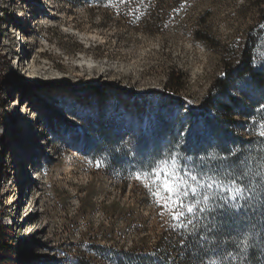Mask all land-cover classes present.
Returning <instances> with one entry per match:
<instances>
[{
    "label": "rangeland",
    "instance_id": "rangeland-1",
    "mask_svg": "<svg viewBox=\"0 0 264 264\" xmlns=\"http://www.w3.org/2000/svg\"><path fill=\"white\" fill-rule=\"evenodd\" d=\"M125 1L0 0V264H72L90 256L93 243L129 247L144 236L151 248L156 234L190 226L207 208L201 191L214 185L210 177L189 179L196 194L186 189L183 200L193 211L178 220L158 206L148 181L135 179L148 169L143 148L162 118L185 124L184 142L194 125L189 107L222 70L220 53L192 37L186 18L209 10L223 52L237 54L252 36L256 70H264V21L247 0H185L150 33L119 20ZM143 9L131 6L127 15ZM17 27L24 49L13 40ZM31 61L63 80L26 78L22 65ZM171 72L185 76L183 105L163 93ZM102 85L100 96L94 88ZM247 88L244 80L229 86ZM100 129L115 137L110 151L94 148ZM172 156L181 165L179 153ZM185 162L180 171L191 176ZM140 224L149 232L135 233Z\"/></svg>",
    "mask_w": 264,
    "mask_h": 264
},
{
    "label": "trees",
    "instance_id": "trees-1",
    "mask_svg": "<svg viewBox=\"0 0 264 264\" xmlns=\"http://www.w3.org/2000/svg\"><path fill=\"white\" fill-rule=\"evenodd\" d=\"M104 7L109 0H91ZM185 0H127L118 12L120 21H129L133 28L154 33L164 24L168 11ZM198 1V0H196ZM250 7L264 21V0H247ZM114 4V3H112ZM144 8L143 16H129L130 7ZM210 15L205 10L194 18H186L194 25L191 35L206 48L221 55L222 70L213 80L206 96L198 106L189 107L194 125L184 142L179 141L185 124L178 119H160L158 130L144 145L147 165L179 153L181 165L188 157L182 172L196 175L201 181L210 177L214 185L203 188L207 196L205 212H197L186 228L154 234L155 241L148 247L149 236H144L129 247L92 244L90 256L80 255L72 264H264V70L253 66L252 49L255 40L245 37L243 49L237 54L223 52L217 34L207 24ZM106 23L111 17L106 15ZM251 45V46H249ZM230 54L228 57L225 54ZM244 80L248 88L240 93L229 89L235 81ZM185 76L171 72L163 93L174 103L184 104L179 92ZM103 96L106 87H95ZM99 127L102 125H98ZM176 129L178 133H176ZM100 138L95 149L109 151L114 147L112 132L95 130ZM239 187L241 196L233 203L228 193ZM149 232L145 224L133 229ZM152 232V231H151Z\"/></svg>",
    "mask_w": 264,
    "mask_h": 264
},
{
    "label": "snow or ice",
    "instance_id": "snow-or-ice-1",
    "mask_svg": "<svg viewBox=\"0 0 264 264\" xmlns=\"http://www.w3.org/2000/svg\"><path fill=\"white\" fill-rule=\"evenodd\" d=\"M261 128H264V124L261 125ZM258 135L264 137V130L259 131ZM101 164L102 161L98 162L96 166L100 167ZM184 167H187V165H184ZM180 168L181 165L177 162L176 157L170 156L155 162L154 165H149L146 171L137 173L135 176L138 181L141 179L148 181L143 185L144 188L151 194L158 206L169 211L174 220H178L185 209L188 212L193 211L194 206L192 204L186 205L183 197L188 195L186 189L190 190L195 196L196 189L190 188L189 179L191 181L198 179L196 175L182 174ZM241 191L239 187L230 189L229 198L235 199Z\"/></svg>",
    "mask_w": 264,
    "mask_h": 264
},
{
    "label": "bare ground",
    "instance_id": "bare-ground-1",
    "mask_svg": "<svg viewBox=\"0 0 264 264\" xmlns=\"http://www.w3.org/2000/svg\"><path fill=\"white\" fill-rule=\"evenodd\" d=\"M29 3L33 2V0H28ZM29 21V20H26ZM18 34V33H17ZM22 36V33H20ZM22 37H20L18 39L19 41V47H21V49H24L26 43L24 42L22 44ZM22 70L24 71V76L26 78L32 79V80H52V81H61L63 80V76L62 75H57L56 73H53L52 71L48 69H46L45 67H41L38 65H35L34 62H28L25 65H22ZM46 82V81H44Z\"/></svg>",
    "mask_w": 264,
    "mask_h": 264
}]
</instances>
